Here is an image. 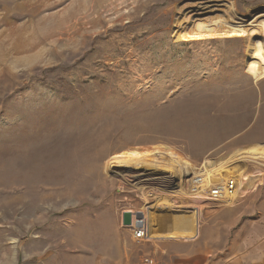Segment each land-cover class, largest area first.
Masks as SVG:
<instances>
[{
    "label": "rangeland",
    "instance_id": "1",
    "mask_svg": "<svg viewBox=\"0 0 264 264\" xmlns=\"http://www.w3.org/2000/svg\"><path fill=\"white\" fill-rule=\"evenodd\" d=\"M96 1L0 0V264H167L164 243L229 254L254 227L260 258L264 0H99L101 17ZM223 16L263 29L183 36ZM213 167L237 181L232 199L188 189Z\"/></svg>",
    "mask_w": 264,
    "mask_h": 264
},
{
    "label": "bare ground",
    "instance_id": "2",
    "mask_svg": "<svg viewBox=\"0 0 264 264\" xmlns=\"http://www.w3.org/2000/svg\"><path fill=\"white\" fill-rule=\"evenodd\" d=\"M97 6H95L97 8V12L99 14V16H104V15H108L110 10H111V5L110 7L108 6H103L102 4H100L99 0L96 1L95 3ZM51 7V6H50ZM52 8V7H51ZM41 9V8H40ZM24 13V12H23ZM33 14V13H32ZM38 14V13H37ZM215 16V15H214ZM219 16V15H217ZM216 16V17H217ZM221 16V15H220ZM219 16V17H220ZM223 18H225L223 16ZM34 19V18H33ZM27 20V19H26ZM30 21V20H29ZM31 21H33L31 19ZM211 25H209V27H206V28H202V29H197V31L194 30L193 31H186V33L183 35L186 37L187 40L189 39H202V38H215V37H218V38H228V37H237V36H244V35H247V36H252V37H256L257 34H259L260 32L259 31H262L263 28H261V30L259 28L257 29H253V30H250V29H244V28H239L238 25L236 24V22H234V20L232 21H228L225 19H218L217 21H214V22H210ZM196 29V28H195ZM264 30V29H263ZM264 38V34L262 35L261 34V39ZM261 48V45L260 43H255L254 45V49H260ZM65 149V148H64ZM66 154V153H65ZM125 160H129V159H125ZM146 164L149 166V169L150 170H156L158 168L161 169V166H160V163L162 162L160 159H157V160H154V159H151V160H148V161H145ZM164 163V162H162ZM166 166H167V169L165 168V172L172 176L173 175V172H177V171H180L179 169H177L176 167H174L172 164H167L166 163ZM206 166V165H205ZM226 167V166H225ZM205 169V168H204ZM224 171V170H223ZM221 171L220 169L216 168V167H213L211 169H209L208 171H204L201 176H203V178H205V180L208 182V183H212L214 182V180H216V177H218V173H221L223 172ZM228 171V170H226ZM172 172V173H171ZM182 173V171H180V174ZM230 173V172H229ZM196 175H200L198 173H194L192 175L189 176V180H187L186 182H189L191 179H193L194 176ZM226 177V175H224ZM228 176V175H227ZM172 178V177H171ZM181 178V179H180ZM178 180L181 182L182 181V174H181V177H180ZM252 178H255L254 176H251L250 177H245V179L247 180V183L246 185L248 184V182L252 179ZM145 179V178H144ZM245 180V181H246ZM145 181V185L149 183H152L153 184V181H149V180H144ZM242 181H243V178H242ZM244 181V182H245ZM252 181V180H251ZM242 183V182H241ZM239 183V187L241 186ZM163 186H165L164 184H162ZM182 189L174 192V193H177V194H173L174 195H182V194H185V189H183V187L181 186V184L179 185ZM251 186V185H250ZM167 187H169L167 185ZM242 188V187H241ZM238 193V191H237ZM186 196V195H185ZM190 197V196H189ZM196 199V198H195ZM159 207V206H158ZM155 207L153 206H149V207H146L145 211V221H146V224H147V220H148V215L150 214V209H154ZM157 208V207H156ZM200 211V210H199ZM132 213V212H131ZM198 211H195L192 212V217H193V226H194V237H196L199 233V225H198ZM134 216V215H133ZM138 216V215H137ZM135 218V217H134ZM138 219V218H137ZM149 221V220H148ZM200 223V222H199ZM133 226L135 225V220L133 219ZM128 226L127 228L129 229H132L133 226ZM157 230V229H156ZM159 236V235H158ZM158 240L161 239V240H164V239H175L176 237H174L173 235L171 236H168V237H157ZM149 239L152 240V238L150 237Z\"/></svg>",
    "mask_w": 264,
    "mask_h": 264
},
{
    "label": "crops",
    "instance_id": "3",
    "mask_svg": "<svg viewBox=\"0 0 264 264\" xmlns=\"http://www.w3.org/2000/svg\"><path fill=\"white\" fill-rule=\"evenodd\" d=\"M252 229L255 230L249 232L250 237L240 238L239 241L232 243L230 249L233 252L229 254L225 243H219L218 249L212 253L205 250L196 252L193 248L195 243H181V247L184 249L181 253L178 252V244L175 242L164 243L161 249L169 251L170 258L166 260L167 264H264V255H261L260 258L252 257L250 250L257 249L259 246V242L254 244L255 241L253 240L258 239L259 231L256 227Z\"/></svg>",
    "mask_w": 264,
    "mask_h": 264
},
{
    "label": "built area",
    "instance_id": "4",
    "mask_svg": "<svg viewBox=\"0 0 264 264\" xmlns=\"http://www.w3.org/2000/svg\"><path fill=\"white\" fill-rule=\"evenodd\" d=\"M187 183L189 184L188 189L195 197L199 196L202 198V195L207 194V199H210L213 202L230 200L236 196L238 191V183L232 178L226 179L225 181L216 179L214 182L208 183L203 176L196 175ZM133 234L137 240L147 239L148 231L143 220H135Z\"/></svg>",
    "mask_w": 264,
    "mask_h": 264
},
{
    "label": "water",
    "instance_id": "5",
    "mask_svg": "<svg viewBox=\"0 0 264 264\" xmlns=\"http://www.w3.org/2000/svg\"><path fill=\"white\" fill-rule=\"evenodd\" d=\"M137 218L140 220L142 216L139 214ZM123 224L125 226H131L132 225V213L130 211H126L123 213Z\"/></svg>",
    "mask_w": 264,
    "mask_h": 264
}]
</instances>
